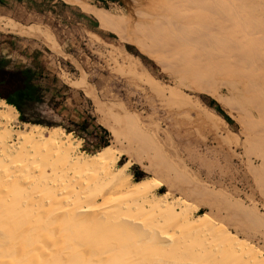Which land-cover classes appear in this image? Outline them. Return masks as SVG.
Masks as SVG:
<instances>
[{"label": "rangeland", "instance_id": "1", "mask_svg": "<svg viewBox=\"0 0 264 264\" xmlns=\"http://www.w3.org/2000/svg\"><path fill=\"white\" fill-rule=\"evenodd\" d=\"M52 1L56 9H53L52 15L47 14L48 29L39 26L35 29L39 31L40 28L46 33L50 31L60 44L59 51L55 52L46 45L36 31L32 32L38 34L35 37L37 34H7L0 29V76L3 67L8 71L31 68L36 73L37 83L44 89L43 101L27 111L28 117L41 123L23 122L19 113L16 128L24 124H36L49 130L62 128L64 138H70L76 150L93 156L103 148L88 144L64 128L76 129L71 123L92 117L91 123L101 125L110 132L109 146L118 156V166L127 165L126 172L131 175L132 183L145 181L148 189L156 191L162 187L161 193H166L176 182L182 188L176 185L169 201L185 200L195 220L201 219L200 214H208L210 220L207 221L210 222H205L199 229L198 226L182 225L172 213L173 216L166 215L168 213L163 215L153 209L129 212L131 219L140 220L146 228L159 225L169 232L176 230L169 245L156 243V238L138 242L139 237L131 236L133 239L129 242L137 251L132 249L128 257L134 261L137 259L136 262L142 260L150 264H243L241 256L230 252L228 240L213 230L218 231L219 227L221 233V230L228 229L238 234L239 240L246 239L258 248L264 238V226L247 224L232 217L220 204H205L202 197L191 196L186 191L192 187L189 183L206 186L248 208H256L264 215V161L259 157L261 136L264 138V111L258 110L256 101L246 94L232 96L225 88H222L221 94L231 101L220 102L214 95L202 90L192 78L181 75L178 67H168L159 53L139 44V41L147 40L139 29L146 18L143 15L147 16L150 12L166 24L164 14L147 0H83L86 7L65 0ZM131 1L135 4L132 5ZM215 1L234 5L249 17L264 18V0L252 3L245 0ZM48 5L49 2L47 10ZM87 8L107 10L116 18L124 19V25H130L135 30L133 38L119 35L103 20L90 14ZM10 20L13 19L2 18L1 22ZM147 50L160 58L152 56ZM79 77L84 78V82L81 80L82 86L78 87L74 84H79ZM112 106L115 109H110ZM107 109L113 114L123 115L126 112L149 137V147L145 150L136 148L138 145L132 140L131 132L126 129L119 131V128H124L123 121L121 125L118 123H121V117L114 115L115 119ZM103 112H108L110 118L107 114L104 117ZM111 124L116 127L115 132ZM115 133H118V138ZM56 160L51 161L56 163ZM59 162L53 163L54 167H59ZM161 166H166L167 171ZM88 171L79 172L83 179L78 178L79 175L78 180L72 179L68 186L71 188V183L77 181L85 182V185L95 182L96 172ZM111 187L110 183L105 190L110 191ZM133 200V197L113 193L101 202L105 207H112L124 206ZM189 206H192L191 209ZM197 208L200 213L196 212ZM98 243L100 249L105 247L101 238Z\"/></svg>", "mask_w": 264, "mask_h": 264}, {"label": "bare ground", "instance_id": "2", "mask_svg": "<svg viewBox=\"0 0 264 264\" xmlns=\"http://www.w3.org/2000/svg\"><path fill=\"white\" fill-rule=\"evenodd\" d=\"M65 1L85 6L83 0ZM147 1L164 14L166 24L150 12L147 16L143 15L146 18L139 29L147 40L139 41V44L159 53L168 67H178L181 75L192 78L202 90L214 95L220 102L231 101L221 94L222 88H225L232 96L246 94L256 101L258 110L264 111V18L249 17L236 6L220 4L215 0ZM245 1L252 3L254 0ZM87 9L119 35L133 38L135 30L130 25L126 27L124 19L116 18L107 10ZM35 27L38 29L34 24L24 27L14 20L0 23V29L12 34L31 36L38 33L46 45L55 52L59 51L60 44L51 32H42L40 28L36 31ZM34 31L37 33H32ZM83 72L86 73L85 70ZM80 77L79 84L77 82L75 86H82L84 78ZM84 91L89 94L88 90ZM109 112L112 117H121V123L119 120L118 123L121 125L123 121L124 128L123 131L119 128V131L129 130L132 140L137 142L136 148L145 150L149 147V137L126 112L123 115L113 114L112 110ZM18 116L19 112L13 105L0 99V264H150L128 257V252L135 247L129 240L134 236L139 237L138 242L156 238V243L166 245L173 241L176 230L172 233L159 225L146 228L140 220L131 219L129 212L158 210L163 215L173 214L182 225L194 228L210 222L207 221L210 220L207 213L200 214L201 219L195 220L185 200L169 201V195L173 196L175 186L180 188V184L175 182L166 193H161L162 187L153 191L146 187L145 181L132 183L131 175L126 172L127 165L118 166V156L111 146L93 156L85 155L73 147L70 138H64V129L55 127L49 130L36 124L16 128ZM112 125L115 132L116 127ZM116 135L118 138V133ZM260 142L259 157L264 161L263 136ZM53 159H57L56 163L51 161ZM57 161L61 166L55 165V168ZM161 167L167 171L166 166ZM85 170L95 171L97 180L88 185L77 181L78 186H74L77 182H72L70 188L68 184L72 179ZM78 178H82L81 175ZM110 183L111 190L106 191V185ZM189 184L192 187L186 192L202 197L205 204H220L232 217L255 227L264 226V215L256 208H248L206 186ZM113 193L133 197L134 200L124 206L105 207L101 201ZM197 209L196 212L200 213L201 210ZM213 232H219L228 240L230 252L241 256L243 264H264V238L257 248L256 244L248 243L246 239L239 240L238 234L228 229L220 233L218 227V231ZM100 238L105 244L102 249L97 246ZM219 251L223 253L222 249Z\"/></svg>", "mask_w": 264, "mask_h": 264}, {"label": "trees", "instance_id": "3", "mask_svg": "<svg viewBox=\"0 0 264 264\" xmlns=\"http://www.w3.org/2000/svg\"><path fill=\"white\" fill-rule=\"evenodd\" d=\"M152 56L158 57L155 53ZM160 58V57H158ZM0 76V98L8 104L13 105L20 113V120L23 122L41 123L40 120L28 117L27 111L44 98V89L36 81V73L31 68L16 71H8L2 68ZM92 117L83 118L80 122L71 123L76 129L64 127L68 133H74L77 137L83 138L97 148L109 146L110 132L101 125L91 123ZM93 124V129H91ZM88 137L92 138L88 139Z\"/></svg>", "mask_w": 264, "mask_h": 264}, {"label": "crops", "instance_id": "4", "mask_svg": "<svg viewBox=\"0 0 264 264\" xmlns=\"http://www.w3.org/2000/svg\"><path fill=\"white\" fill-rule=\"evenodd\" d=\"M47 2H49L47 10ZM56 9L52 0H0V22L2 18L13 19L24 27H47V14ZM20 21V22H19ZM26 25V26H25ZM7 34H11L7 32Z\"/></svg>", "mask_w": 264, "mask_h": 264}]
</instances>
